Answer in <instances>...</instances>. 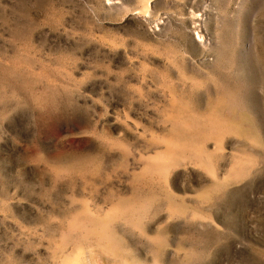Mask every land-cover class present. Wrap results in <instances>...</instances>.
<instances>
[{"label": "rangeland", "instance_id": "obj_1", "mask_svg": "<svg viewBox=\"0 0 264 264\" xmlns=\"http://www.w3.org/2000/svg\"><path fill=\"white\" fill-rule=\"evenodd\" d=\"M0 264H264V0H0Z\"/></svg>", "mask_w": 264, "mask_h": 264}]
</instances>
